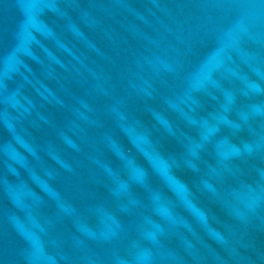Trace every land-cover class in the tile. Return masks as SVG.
I'll use <instances>...</instances> for the list:
<instances>
[{
	"label": "water",
	"instance_id": "water-1",
	"mask_svg": "<svg viewBox=\"0 0 264 264\" xmlns=\"http://www.w3.org/2000/svg\"><path fill=\"white\" fill-rule=\"evenodd\" d=\"M0 264H264V0H0Z\"/></svg>",
	"mask_w": 264,
	"mask_h": 264
}]
</instances>
